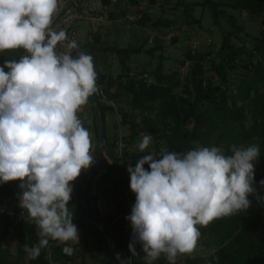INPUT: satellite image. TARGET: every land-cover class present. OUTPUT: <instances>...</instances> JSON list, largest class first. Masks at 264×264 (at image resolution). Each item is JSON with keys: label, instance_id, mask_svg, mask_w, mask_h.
<instances>
[{"label": "clouds", "instance_id": "1", "mask_svg": "<svg viewBox=\"0 0 264 264\" xmlns=\"http://www.w3.org/2000/svg\"><path fill=\"white\" fill-rule=\"evenodd\" d=\"M58 7L59 0H0V52L24 50L0 67V184L19 181V207L38 230V242L24 244L33 260L50 240L79 242L68 207L72 182L95 163L91 135L77 113L100 91L97 72L90 54L72 55L76 40L68 41V51H57L67 40L66 30L52 27ZM141 137L136 147L146 155L135 168L127 167L136 202L126 219L132 229L129 251L137 256L139 243L145 264L162 254L176 264L178 255L196 248L198 225L246 212L249 196L264 203L255 186L259 144H233L230 154L199 143L185 152L166 146L156 151L150 134ZM259 186L264 189V179Z\"/></svg>", "mask_w": 264, "mask_h": 264}, {"label": "trees", "instance_id": "2", "mask_svg": "<svg viewBox=\"0 0 264 264\" xmlns=\"http://www.w3.org/2000/svg\"><path fill=\"white\" fill-rule=\"evenodd\" d=\"M104 2L108 4L109 0ZM122 2L123 5H120ZM167 3L168 0H119L114 10L106 15V20L125 19L126 13L131 12L138 17L134 22L144 25L150 21L148 12L151 8L158 5L165 7ZM175 4L182 8L187 25L200 24V19L192 13L195 7L204 6L209 9L212 25L220 32L218 49L214 52L186 45L182 65L189 63L190 69L181 78L179 70L164 71L163 48L156 40L155 45L150 47H146L144 41L137 48H121L117 45L106 48L112 55H116L123 72L116 76L109 73L97 76L103 115L117 112L121 116L122 124H128V143L131 147L135 146L137 137L142 133L153 137L152 146L156 151L166 146L170 151L185 152L199 143L205 147H221L226 154H230V146L233 144L245 147L259 144V162L264 170V0H204L202 3L176 0ZM226 10L259 20L263 30L256 36H250L244 31L238 18ZM221 18L227 20L229 28L221 26ZM173 24L158 19L152 26L166 29ZM89 38L94 40V45L91 46L94 50L95 44L100 41V35L97 31L90 32ZM177 39L173 37L172 42ZM141 53L150 59L159 53L156 55L159 63L149 70L150 63L147 62L140 71L133 73L128 66V60L131 55ZM207 71L211 75H206ZM123 96L127 97L128 112L122 106L115 107L104 102L116 101ZM94 110L97 113L96 106ZM129 115L134 118L129 119ZM93 122L94 134L98 138V113ZM104 133L105 145L102 154H108L112 162H120L127 152L137 156L146 155L136 150L129 151V146L120 157L112 151L109 154L107 147L110 146L111 150L115 147L116 135L109 144L106 129ZM121 167L126 174L127 199L121 212L126 213L127 210L131 212L136 195L130 189V176L124 162ZM144 167L150 170L148 165ZM262 179L263 173L255 169V186L258 193L264 196V189L259 186ZM248 199L251 206L246 212L218 218L207 226L198 225L201 232L198 242L212 247V252L205 260L186 258L183 264H264V203H258L252 196ZM127 216L126 214L122 218L119 225L111 224L114 218L103 222L106 233L114 241V264L120 263L117 255L121 257L127 244L125 230L131 229ZM37 231L35 225L0 216V264H52L48 258V247L35 260L24 251L25 243L32 246L38 242ZM11 234L16 235L13 249L4 244ZM51 242L53 241L50 240L49 244ZM98 242H106L99 233ZM143 256L142 250L137 252L135 264H145ZM154 264H168V261L162 254Z\"/></svg>", "mask_w": 264, "mask_h": 264}, {"label": "rangeland", "instance_id": "3", "mask_svg": "<svg viewBox=\"0 0 264 264\" xmlns=\"http://www.w3.org/2000/svg\"><path fill=\"white\" fill-rule=\"evenodd\" d=\"M203 1L204 0H185L186 3H202ZM175 3L176 0H168V3L165 7H160L158 5L154 8H151L148 12L150 21L146 22L144 25L138 24L137 22L135 23L134 21L130 22L125 19L106 21L101 24L82 22L79 25L78 30L80 42L78 51H84L93 57L94 67L97 73H109L112 74V76H116L123 71L121 70V66L118 63V58L116 55H112L108 50H106V48L113 47V45H117L121 48H137L144 41H146V47H150L155 45L156 40L162 45L163 48L162 55L164 60L162 64L164 71L171 72L175 69L179 70L181 72L180 77L182 78L188 73L190 69L189 63H185L184 66L182 65L184 62V47H186V45H190L196 49L211 50L215 52L220 44V32L212 25L211 13L207 7H195L192 13L194 17L200 19V24L187 25L183 18L182 8L179 6L176 7ZM120 5H123V2ZM226 11L238 18L239 23L243 25L244 31L250 36H256L260 30H263L259 20L248 18L244 14H240L231 10ZM158 19H161L162 21H169L174 24L170 28L166 29L162 27L154 28L152 23ZM221 26L224 28H229L228 22L225 18H221ZM94 31L99 33L100 41L99 43L95 44V48L92 50L91 46L94 45V40L89 38V33ZM173 37L178 38L176 42H172ZM156 55H159V53ZM156 55L151 59L144 53L131 55L130 60H128V66L131 72L134 73L140 71L143 65L147 62L150 63V66L148 67L149 70L155 68V66L159 63ZM207 66L208 64L205 65V67ZM206 75H211V72L207 71ZM147 77V79H149L148 75ZM114 119H116L115 115ZM121 128L125 129V131L122 129L121 132L124 135V142L127 144V146H129L128 150L132 152L135 150L139 151L136 145L142 137L138 136L135 141V146L131 147V145L128 143L127 128ZM109 129L112 138L114 137L115 133L112 131V128L109 127ZM108 141L110 144V140ZM151 147L154 149L153 146ZM112 152L116 153V147H112ZM141 157L142 156H137L127 152L124 154L123 159L119 161L121 163H125L126 169L129 164L135 168L137 161ZM255 169H258L264 175V170L260 167L259 160ZM12 239L13 238L8 237L4 243L11 249L14 248V242ZM135 249L137 253L142 250V247L139 243H137L135 245ZM211 252L212 247H208L201 242H197V246L192 253L178 255L176 264H183L186 258H200L205 260ZM24 258L26 260L27 256Z\"/></svg>", "mask_w": 264, "mask_h": 264}, {"label": "crops", "instance_id": "4", "mask_svg": "<svg viewBox=\"0 0 264 264\" xmlns=\"http://www.w3.org/2000/svg\"><path fill=\"white\" fill-rule=\"evenodd\" d=\"M24 54L23 49H15L0 52V67L3 66L4 61L8 59H19ZM7 71V69H5ZM101 74L97 73V76ZM112 75V74H111ZM106 105L122 106L128 112L127 97L123 96L116 101L104 100ZM95 94L88 98V103L80 108L77 115L81 119L83 126L89 131L91 135L92 148L91 153L95 155L99 141L94 134V116L97 114L94 110ZM129 115V119H133ZM106 135L110 141H113L110 135V128L115 133L117 125L115 124L114 113L107 112L104 116ZM112 126H111V124ZM124 128H121V131ZM125 131V129H124ZM108 153L111 154L110 146L107 147ZM102 164L95 170L92 180L90 181L84 197L88 207V218L92 223L104 227L103 222L108 218H114L127 202L125 193L126 174L124 168L121 167V162L114 163L111 157L107 154H102ZM112 167V168H109ZM87 171V170H86ZM86 171H82L81 175L72 182L73 193L68 207L73 212V223L77 226L79 231V242L69 241L62 243L53 241L48 246V255L52 264H108V244L107 241L98 242V232L89 224L83 221V211L79 199V192L82 181ZM19 181L9 182L7 184H0V196L10 194L13 196L12 205L15 208L19 207L17 199L20 189L18 187ZM85 191V190H84ZM123 211V210H122ZM12 236V237H11ZM13 238L15 244L16 235L9 236ZM13 244V245H14ZM65 247L72 249L71 254L63 251Z\"/></svg>", "mask_w": 264, "mask_h": 264}, {"label": "built area", "instance_id": "5", "mask_svg": "<svg viewBox=\"0 0 264 264\" xmlns=\"http://www.w3.org/2000/svg\"><path fill=\"white\" fill-rule=\"evenodd\" d=\"M119 0H109L108 4H105L104 0H59L58 11L53 17L52 27L59 31L61 29L66 30L67 40L58 43L57 51L64 52L68 51L66 45L68 41L76 40L78 44V49L80 47L78 30L79 25L82 22L96 23L101 24L106 22V15L109 11H113L116 4ZM136 17L133 13H126L125 20L133 22ZM78 49L72 50V55L75 56ZM116 119V139L114 141L116 147V154L120 157L122 152L127 148V144L124 142V135L121 132V127H125L128 129V124L123 125L121 121V116L115 112L114 113ZM141 137V134H140ZM13 196L10 194H6L4 196H0V216L11 217L15 221L25 222L30 225H35L34 222L28 218V214L26 210L21 208H15L12 205ZM129 216L131 212L127 210V212H120L116 217L111 221L112 225H119L122 218ZM127 244L124 248V251L121 254V261H131V264H135V257L132 256L129 251V243L132 242V231L131 229L125 230ZM50 260V256L48 255ZM51 261V260H50ZM120 264V263H119Z\"/></svg>", "mask_w": 264, "mask_h": 264}, {"label": "water", "instance_id": "6", "mask_svg": "<svg viewBox=\"0 0 264 264\" xmlns=\"http://www.w3.org/2000/svg\"><path fill=\"white\" fill-rule=\"evenodd\" d=\"M95 105L97 108V113H98V141H99V145H98V149L95 153V163L86 171L83 181H82V185H81V189L79 192V199H80V203L82 206V211H83V221L87 224H89L90 226H92L99 234L102 235L103 238L106 239L107 244H108V264H114L113 261V251H114V241L111 235L107 234L104 227L101 225H97L95 223H92L89 218H88V207H87V203L84 197V190L85 187L87 185V182L91 176V174L97 170L101 164H102V149L105 145V120H104V115L102 112V108H101V102L99 99V92L97 94H95Z\"/></svg>", "mask_w": 264, "mask_h": 264}]
</instances>
